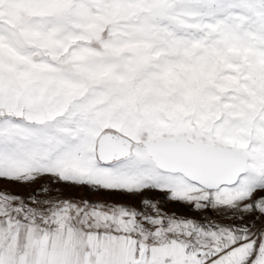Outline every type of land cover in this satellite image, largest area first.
I'll use <instances>...</instances> for the list:
<instances>
[{
    "label": "snow or ice",
    "instance_id": "snow-or-ice-1",
    "mask_svg": "<svg viewBox=\"0 0 264 264\" xmlns=\"http://www.w3.org/2000/svg\"><path fill=\"white\" fill-rule=\"evenodd\" d=\"M0 264H264V0H0Z\"/></svg>",
    "mask_w": 264,
    "mask_h": 264
},
{
    "label": "rangeland",
    "instance_id": "rangeland-1",
    "mask_svg": "<svg viewBox=\"0 0 264 264\" xmlns=\"http://www.w3.org/2000/svg\"><path fill=\"white\" fill-rule=\"evenodd\" d=\"M17 190L23 191L22 189H17ZM77 194L79 195V194H82V193L81 192H77ZM92 198L95 199L96 197H92ZM107 199H119V198L118 197H108ZM168 210L169 211L176 210V211L182 212L186 216H196L197 219L200 218L196 213L184 210V209L180 208L179 206H171L170 205Z\"/></svg>",
    "mask_w": 264,
    "mask_h": 264
}]
</instances>
